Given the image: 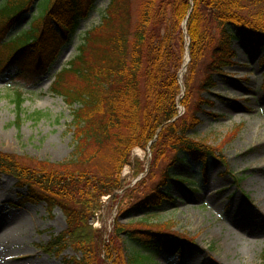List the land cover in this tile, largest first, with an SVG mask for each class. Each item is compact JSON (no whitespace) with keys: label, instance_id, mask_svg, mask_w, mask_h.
<instances>
[{"label":"trees","instance_id":"obj_1","mask_svg":"<svg viewBox=\"0 0 264 264\" xmlns=\"http://www.w3.org/2000/svg\"><path fill=\"white\" fill-rule=\"evenodd\" d=\"M36 1L0 0L1 35L32 15L29 29L0 46L9 51L3 55L1 68L16 69L31 84L50 71L97 0H38L41 7ZM133 10L131 0H111L100 24L86 33L77 56L55 75L52 92L69 106H78L72 110L74 150L70 157L32 166L16 154L0 152V175L14 177L18 187L27 190L25 203L43 202L49 213L56 208L63 212L66 229L44 248L57 256L71 248L75 255L64 256L65 264H153L151 250L157 245L153 239L165 237L168 224H158L160 229L154 232L116 222L115 237L107 241L105 231L91 222L103 208V197L125 189L122 172L131 163L133 149L145 151L150 146L154 164L166 158L168 151L175 157L157 187L139 204L158 210L171 201L166 187L175 161L207 163L217 155L215 143L192 132L201 125L199 105L215 103L202 93H211L218 78L231 76L226 69L237 65L234 43L245 40L257 53L262 51L264 66L262 0H143L137 20ZM186 20L187 33L183 30ZM185 35L190 41L188 71L194 72L199 60L211 54L199 88L198 111L192 114L188 112V79H183L185 93L179 80ZM15 102L19 123L22 92H16ZM179 103L187 115L179 114ZM144 221L154 224L147 218L139 222ZM123 236L135 240L141 250L127 245Z\"/></svg>","mask_w":264,"mask_h":264},{"label":"rangeland","instance_id":"obj_2","mask_svg":"<svg viewBox=\"0 0 264 264\" xmlns=\"http://www.w3.org/2000/svg\"><path fill=\"white\" fill-rule=\"evenodd\" d=\"M110 1H96L95 8L80 22L77 33L50 71L35 84L16 69L1 68L3 55L9 51L0 48V152L16 154L32 166L40 161L59 163L70 157L74 150L72 110L78 106L71 107L62 96L54 94L52 83L57 72L77 56L86 33L100 24ZM142 1L131 0L136 20ZM36 5L41 7L38 0ZM31 17V14L24 17L15 26H9L5 34H0V46L29 29ZM218 33L216 29V37ZM4 37L7 39L3 40ZM234 48L237 65L226 69L231 76L218 78L217 87L211 93H202L215 102L212 106L204 102L199 105L201 110H197L202 96L199 88L211 54L199 60L194 72L187 69L183 73L190 85L188 112L198 111L201 119V125L192 134L215 143L216 157L207 163L176 160L171 169L172 180L166 187L173 199L153 210L139 203L157 187L163 171L173 163L175 153L168 151L166 158L154 164L149 150L135 148L130 165L122 172L125 189L111 198L105 197L99 221L91 220L95 227L105 231L107 241L112 235L115 237L116 222L127 228L137 226L154 232L160 229L158 224H168L164 232L171 235L153 239L157 244L151 250L154 264L262 263L264 66L260 57L263 52L257 53L245 40H237ZM18 91L24 97L19 123L15 102ZM217 95L226 99L221 100ZM182 109L184 114L186 111ZM25 195L26 189H19L13 177L0 175V264H64V256L75 255L71 249L55 256L54 253L47 255L40 248L66 228L64 215L58 208L50 215L44 203H24ZM238 205L253 213L257 220L239 223L232 213ZM141 218L154 224L145 225V221L142 224ZM231 226L237 229L247 226L249 230L239 228V232L230 233ZM124 240L131 248L137 246L141 250L135 240Z\"/></svg>","mask_w":264,"mask_h":264},{"label":"bare ground","instance_id":"obj_3","mask_svg":"<svg viewBox=\"0 0 264 264\" xmlns=\"http://www.w3.org/2000/svg\"><path fill=\"white\" fill-rule=\"evenodd\" d=\"M26 16H29V15H26ZM185 24H187V20L183 24V30L185 31V33H187ZM187 61H190V58L188 59V57H187L186 58V63H187ZM135 148H137V147H135ZM232 213L234 214V217L238 220L239 223L247 224L250 219L254 220V221L257 220L256 216L253 213L249 212L248 210H246L242 206L240 207L239 205L236 206V209L232 210ZM8 218H10V217H8ZM231 227H232V229H231ZM231 227H230V231H228L230 233L235 232V231L239 232L240 231V230H238L239 228H242L243 230H246V229L249 230V227H247V226L239 227L238 229L236 227H233V226H231Z\"/></svg>","mask_w":264,"mask_h":264},{"label":"water","instance_id":"obj_4","mask_svg":"<svg viewBox=\"0 0 264 264\" xmlns=\"http://www.w3.org/2000/svg\"><path fill=\"white\" fill-rule=\"evenodd\" d=\"M185 25H186V24H185ZM187 52H188V54L190 53V52H189V49H187ZM186 68H187V65L184 66V71L186 70ZM182 75H183V74L181 73L180 78H182Z\"/></svg>","mask_w":264,"mask_h":264}]
</instances>
